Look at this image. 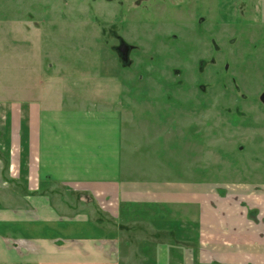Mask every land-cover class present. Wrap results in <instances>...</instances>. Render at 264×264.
<instances>
[{"label": "rangeland", "instance_id": "obj_1", "mask_svg": "<svg viewBox=\"0 0 264 264\" xmlns=\"http://www.w3.org/2000/svg\"><path fill=\"white\" fill-rule=\"evenodd\" d=\"M257 2L0 0V46L13 56L9 68L18 67L9 89L41 100L54 115L125 105L135 124L131 160L152 169L160 151L163 178L214 183L264 210V26ZM207 24L215 28L214 70L199 63L209 57L210 39L199 29ZM173 35L182 40L170 42ZM119 40L133 47L127 60L117 52ZM200 81L210 90H198ZM156 211L165 219L155 222L178 231L175 241H190L180 232L190 230L187 211L183 219L178 212L177 223L170 221L175 213ZM146 216L138 212L142 224L131 226L155 223Z\"/></svg>", "mask_w": 264, "mask_h": 264}, {"label": "crops", "instance_id": "obj_2", "mask_svg": "<svg viewBox=\"0 0 264 264\" xmlns=\"http://www.w3.org/2000/svg\"><path fill=\"white\" fill-rule=\"evenodd\" d=\"M255 8L264 26V0ZM12 57L0 46V264H264L262 207L214 183L163 178L160 151L152 169L131 160L125 105L54 115L9 89ZM161 208L172 223L190 214V230L180 226L190 241L154 221ZM138 212L155 223L131 226Z\"/></svg>", "mask_w": 264, "mask_h": 264}, {"label": "flooded vegetation", "instance_id": "obj_3", "mask_svg": "<svg viewBox=\"0 0 264 264\" xmlns=\"http://www.w3.org/2000/svg\"><path fill=\"white\" fill-rule=\"evenodd\" d=\"M203 20H205V19H203ZM203 20H201V21H203ZM205 21H207V20H205ZM208 22H213V20H209ZM209 25L213 28L212 31L209 33V34H211V36H209V34L207 35V32H206V30L208 31V26ZM212 25L211 24H207L205 28H200L201 26H199L200 31H203L206 34L207 38L210 39V40L207 39V44L209 46V48H207L208 53H209V57L203 58L202 61L199 60V63L201 64L202 69H207V70H214V57H215V53L217 52V50H216V48L214 46L210 47V44H212L214 42V39L211 40V37H212L213 34H215L214 24H212ZM178 40H182V38L179 37V36H176V35L171 36V39H169L170 42H177ZM229 41L232 42L234 40H229ZM190 46L191 45L189 44L188 47H190ZM124 48L128 52L127 57H130V54L133 51V47L130 46V45H128V44H126L123 40H119V44H118V46H117L116 49H117V52H118L119 56H121L122 58H124V52H123V50H125ZM221 51L222 50H220V53H221ZM205 62H208V63L210 62V64L209 65H206ZM225 70H227V68ZM196 86H197L198 90L199 89L202 90V91L203 90H206V89L207 90H210L207 87H205V83L204 82H201V81L199 82V85H196ZM263 97H264V93L260 96L261 102L264 103Z\"/></svg>", "mask_w": 264, "mask_h": 264}, {"label": "water", "instance_id": "obj_4", "mask_svg": "<svg viewBox=\"0 0 264 264\" xmlns=\"http://www.w3.org/2000/svg\"><path fill=\"white\" fill-rule=\"evenodd\" d=\"M125 49V48H124ZM123 52H124V60H127V55H128V52L126 51V49L125 50H123ZM263 99H264V97H263Z\"/></svg>", "mask_w": 264, "mask_h": 264}]
</instances>
